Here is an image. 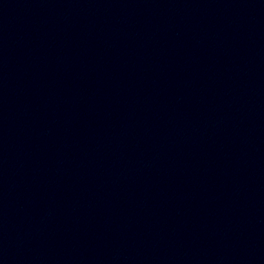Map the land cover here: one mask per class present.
<instances>
[{"label":"water","instance_id":"95a60500","mask_svg":"<svg viewBox=\"0 0 264 264\" xmlns=\"http://www.w3.org/2000/svg\"><path fill=\"white\" fill-rule=\"evenodd\" d=\"M0 264H264V0H0Z\"/></svg>","mask_w":264,"mask_h":264}]
</instances>
